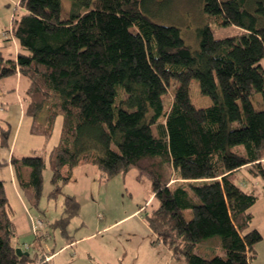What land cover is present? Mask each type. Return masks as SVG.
<instances>
[{
    "label": "trees",
    "instance_id": "obj_1",
    "mask_svg": "<svg viewBox=\"0 0 264 264\" xmlns=\"http://www.w3.org/2000/svg\"><path fill=\"white\" fill-rule=\"evenodd\" d=\"M169 1L71 0L63 15L61 0H19L10 22L18 51L5 58L0 46V79L16 72L28 79L23 111L31 134L49 137L61 115L63 135L48 155L49 197L74 164H93L105 178L136 167L158 202L147 223L173 256L185 264H252L263 238L250 227L257 195L237 184L236 172L264 176V0H200L205 13L245 34L215 38L203 25L196 49L178 27L155 20ZM193 79L210 105L191 101ZM9 138L0 121V147ZM10 164L27 207L37 208L45 159L13 154ZM22 167L30 168L27 178ZM63 206L51 225L66 233L79 202L66 193ZM14 214L0 178V264H45L16 254ZM41 226L35 220L36 238ZM214 236L223 255L194 251Z\"/></svg>",
    "mask_w": 264,
    "mask_h": 264
},
{
    "label": "rangeland",
    "instance_id": "obj_2",
    "mask_svg": "<svg viewBox=\"0 0 264 264\" xmlns=\"http://www.w3.org/2000/svg\"><path fill=\"white\" fill-rule=\"evenodd\" d=\"M18 2L19 0H0V38L1 32L10 26L11 17L19 12ZM70 3L71 0H61L63 15L69 14ZM155 20L178 27L185 43L193 49L199 46L197 29L203 25L210 27L215 38L245 34L244 29L233 24H220V17L205 13L200 0H170ZM2 53L5 58L9 57L8 51ZM189 94L196 106L211 104V98L200 91L195 79L190 83ZM252 101L255 108L263 106L259 93L253 94ZM3 115L4 111L0 110V119ZM24 117L15 148L11 147L14 127L11 125L10 148L14 156L37 152L44 156L45 168L42 172L43 183L38 207L29 209L31 215L40 219L43 225L39 229L41 235L38 238L26 227L25 217L20 215V208L12 200L8 170L1 165L0 178H4L5 192L15 210L14 219L19 218V229L12 240L13 245L24 249L33 257L41 258L51 249H58L67 241L73 240L71 245L63 247L53 260L45 264H184L182 258L171 255L167 246L156 238L147 223L146 214L158 202L152 195L150 179L146 176L140 180L136 178V167H132L125 175L116 174L105 178L93 164H74L73 177L61 186L60 193L49 197L52 185L48 155L51 146L63 135L61 115L56 117L49 137L27 134L30 117ZM42 118L43 113L39 116V119ZM240 173L243 176L249 175L247 169H242ZM256 180L254 187L261 197L264 193V176L257 175ZM66 193L75 195L79 206L78 213L70 218L66 233H63L61 227L53 226L51 222L60 217ZM250 211L253 213L250 227L258 226L264 235V197ZM185 217H191L190 210L185 211ZM217 239L215 236L204 239L196 244L194 251L207 258L215 254L223 255V250L214 244Z\"/></svg>",
    "mask_w": 264,
    "mask_h": 264
},
{
    "label": "crops",
    "instance_id": "obj_3",
    "mask_svg": "<svg viewBox=\"0 0 264 264\" xmlns=\"http://www.w3.org/2000/svg\"><path fill=\"white\" fill-rule=\"evenodd\" d=\"M0 46H1L2 52H4L5 50L8 51L9 57H11V58H14L17 51H18V44L14 38H13V40H9V39L3 40L1 37L0 38ZM27 85H28V79L25 76H23L22 74H20L19 72H16L13 75H10V76H7V77L0 79V110L4 111V115H3L4 117L2 119H0V121L9 126L10 132H11V125H14L13 131L11 133L12 134L11 147H13V148H15V146H16L17 137H18L19 132H20L19 127L21 126L23 120L25 119V117H24L25 114L23 111V105H24L23 104L24 103V96L23 95H24V92L27 88ZM25 116H27V115H25ZM30 123H31V118H29V125L27 127V134L33 135L30 133V130H29ZM9 140H10V138H9ZM54 145H52L51 148ZM12 155H13V151L11 150L10 145L8 147H0V166L2 165V167L7 168V170H8L7 176L9 177L10 182H11L10 189H11L12 200L20 208V211H21L20 215L25 217L26 227L33 233L32 227H33V224L35 223V220H37L38 218L35 219L34 216L31 215L29 208L27 207V204H26V202L22 196V192H21V190L17 184V180L14 176L13 169H12L11 164H10V158ZM36 155L42 156L44 158V156L38 152ZM242 169L243 170L247 169V172L249 173V175H245V176L241 175L240 172ZM21 172H22L23 177L27 178L29 176L30 168L29 167H22ZM236 174H237V184L239 186H241L244 190H253L255 192V194L257 195V199H256L255 203L258 200H260L261 198L263 199L264 193L261 197H259L258 194L256 193V190L254 187V184L257 181L256 180L257 175L249 172L248 167L240 168L236 172ZM72 177H73V171L71 173L70 179ZM1 179L4 180V178H1ZM63 208H64V206H63ZM250 208H249V210H250ZM62 211H63V209H62ZM62 211H61V215H62ZM251 214H252V219H253L252 211H251ZM17 218L18 217H16L14 219L15 226L17 227L16 230L19 229V226H17ZM252 219H251L250 225L252 223ZM38 220H40V219H38ZM42 225H43V223H42ZM255 228L258 229L259 231L261 230L258 226H255ZM261 234H262V232H261ZM262 237L263 238L255 244V256L251 260L252 264H264V235H262ZM72 242H73V240H69L64 245L60 246L58 249H54V250L51 249L50 252H46L42 256L43 257L42 261L45 263L50 262L51 260L54 259V257L58 254V252L63 247L71 245ZM25 248H26V246H25ZM167 249H168V247H167ZM21 250L25 251L24 249H21ZM170 253H171V251H170ZM171 255H172V253H171ZM182 262L185 264L184 260ZM178 264H180V262H178Z\"/></svg>",
    "mask_w": 264,
    "mask_h": 264
},
{
    "label": "built area",
    "instance_id": "obj_4",
    "mask_svg": "<svg viewBox=\"0 0 264 264\" xmlns=\"http://www.w3.org/2000/svg\"><path fill=\"white\" fill-rule=\"evenodd\" d=\"M1 37L4 39H13L11 25L6 30L1 32ZM262 160H264V158ZM40 224H41L40 221L36 222V225H40ZM34 231H36V228H34Z\"/></svg>",
    "mask_w": 264,
    "mask_h": 264
},
{
    "label": "water",
    "instance_id": "obj_5",
    "mask_svg": "<svg viewBox=\"0 0 264 264\" xmlns=\"http://www.w3.org/2000/svg\"><path fill=\"white\" fill-rule=\"evenodd\" d=\"M15 252L17 255H28V252L22 251L21 248H19V247L15 248Z\"/></svg>",
    "mask_w": 264,
    "mask_h": 264
},
{
    "label": "bare ground",
    "instance_id": "obj_6",
    "mask_svg": "<svg viewBox=\"0 0 264 264\" xmlns=\"http://www.w3.org/2000/svg\"><path fill=\"white\" fill-rule=\"evenodd\" d=\"M12 40V39H11Z\"/></svg>",
    "mask_w": 264,
    "mask_h": 264
}]
</instances>
